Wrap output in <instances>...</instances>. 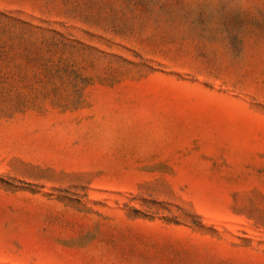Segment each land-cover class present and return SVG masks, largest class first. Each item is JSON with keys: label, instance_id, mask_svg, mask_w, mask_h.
<instances>
[{"label": "rangeland", "instance_id": "374dc122", "mask_svg": "<svg viewBox=\"0 0 264 264\" xmlns=\"http://www.w3.org/2000/svg\"><path fill=\"white\" fill-rule=\"evenodd\" d=\"M0 264H264V0H0Z\"/></svg>", "mask_w": 264, "mask_h": 264}]
</instances>
